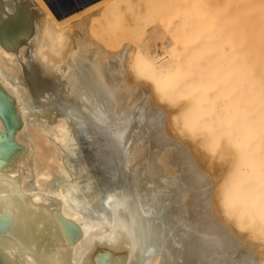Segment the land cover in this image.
<instances>
[{
	"label": "bare ground",
	"instance_id": "6f19581e",
	"mask_svg": "<svg viewBox=\"0 0 264 264\" xmlns=\"http://www.w3.org/2000/svg\"><path fill=\"white\" fill-rule=\"evenodd\" d=\"M164 1L59 21L44 0H0L23 145L0 167V264H264V59L232 39L212 51L225 28L206 36L194 13L165 37L137 25L135 7Z\"/></svg>",
	"mask_w": 264,
	"mask_h": 264
},
{
	"label": "rangeland",
	"instance_id": "374dc122",
	"mask_svg": "<svg viewBox=\"0 0 264 264\" xmlns=\"http://www.w3.org/2000/svg\"><path fill=\"white\" fill-rule=\"evenodd\" d=\"M226 1H228V0H219V1H217V0H166V1H164L165 3L164 2L161 3V7H163L164 5H166V6L169 7V9H168V7L165 6L167 10L165 9L164 12H163L164 7L161 10H160L161 7H159L158 8L159 10L156 9L157 11L148 8L147 9V12H145V13L143 12L144 10L142 8L135 7L133 9V15H136L137 18H140L139 21L142 20V18H143L142 21H140V22L138 21L137 22V25L139 27H143L144 26V29L145 28H151L154 25L157 26V24H158L159 28L162 29V33H163V36L164 37L167 34V30L170 27H173L175 24H176V27H180V26H183L187 20H190L189 18H191V20L193 19L192 17H194V19L204 18L203 19V22L201 23L203 25V26L201 25L203 28L205 26V29L203 30L204 31L203 33L204 34H207L206 36H208V35L210 36L211 33L218 32V33H216L217 35L215 37L216 38V41L218 39V41H217L218 43L215 44V42H216V41H214L215 38L214 39H211V42L213 44H209L210 43L209 42V43H207V45H204L205 47H201V49H204V48H206V49L208 48L209 49V48L213 47L212 48V51L214 50L215 52H217L218 51L217 47L219 48V43H222L223 42V44H227L228 43V40L230 42V39H232L231 42H233V44L235 43V44H239L240 45V48H239L240 49L239 50L240 52H242V53H244V52L248 53L249 52L250 53L249 56L252 53H254V55H255L254 59H259V58L264 59V3H263L264 0H229V2L231 1L232 4L229 3V2L226 3ZM217 2H219V3H217ZM259 2L261 3V5H260ZM222 3H224V4L222 5ZM198 4H200L201 6L204 5L203 6L204 9L202 7H200V5H198ZM220 4H221V6H219ZM140 5H142V4L140 3ZM209 6H210V8H209ZM237 7L240 8V9L242 7L243 8V11L246 12V13H244L245 15L244 14L242 16H239L238 15L239 16L238 17V16H236L234 14L233 15H229L228 14L229 12L234 11ZM260 7L262 9H260ZM207 9H209L210 11L207 10ZM160 11L162 12V14H161ZM139 12H142V15L141 16L139 15ZM205 12L207 13V15H206ZM149 13H152V17H149L151 15ZM204 13H205V15H204ZM146 14H148V16ZM154 14H155V16H154ZM191 15H192V17H191ZM143 16L145 17V22H144V17ZM207 16H208V18H207ZM241 17H243V18H241ZM228 18H231V19L228 20V21H226ZM233 18H235V19H233ZM64 19H66V16L63 17V18H61V19H59V21H63ZM176 20L178 22H180V23H177ZM223 20H224V22H223ZM167 21H169V23ZM221 21H222V23H221ZM225 21H226V23H225ZM214 22L216 24H214ZM219 22H220L221 25H219ZM223 23H225V24H223ZM205 24H207V25H205ZM216 25L218 26V28L220 26H222L221 28H225V30H223V31H214V32H212L211 29H210V31L209 30H206V28H208V29L209 28H213V27L214 28H217ZM228 29H230V31ZM238 29L241 30L240 33H239V30ZM148 31L151 32V29H148ZM164 32H165V34H164ZM177 32L178 31L176 29V33ZM209 32H210V34H209ZM223 32L226 33L227 35L226 34H223ZM135 34H136V32H135ZM136 36H138V35L136 34ZM229 36H230V38H229ZM255 36H256V38H255ZM143 40H144V38L141 39V41H143ZM219 40L221 42H219ZM225 40H226V42H225ZM137 41L138 40H133V41L130 40L129 43H131V44L132 43H135L136 44ZM163 41H166V40L163 39ZM208 44L211 45V47ZM228 49H230V48H228ZM234 49H236V47L232 48V50H234ZM259 50H261V51L259 52ZM229 51H231V49ZM240 52H238L239 54L237 52H235V56H233V57L240 58L241 57ZM258 52H259V54H258ZM257 56H258V58H257ZM250 57L253 58V56H250ZM222 139H223V136H221L220 139L218 140V142H217V144L215 146V149H218L220 147V145L222 143Z\"/></svg>",
	"mask_w": 264,
	"mask_h": 264
},
{
	"label": "water",
	"instance_id": "95a60500",
	"mask_svg": "<svg viewBox=\"0 0 264 264\" xmlns=\"http://www.w3.org/2000/svg\"><path fill=\"white\" fill-rule=\"evenodd\" d=\"M57 19H61L78 8L84 7L96 0H44ZM20 128V113L14 103V97L0 86V167L7 168L18 156L23 145L14 136ZM64 223V222H63ZM74 226L66 229L73 230ZM76 229V228H74ZM74 232V231H73ZM71 234L75 236L74 232ZM102 256V255H101ZM97 256L92 264H104V258Z\"/></svg>",
	"mask_w": 264,
	"mask_h": 264
}]
</instances>
